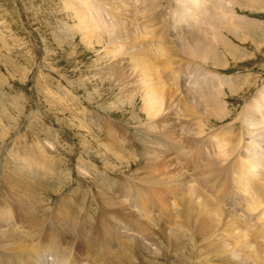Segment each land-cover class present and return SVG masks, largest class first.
Listing matches in <instances>:
<instances>
[{
	"label": "rangeland",
	"instance_id": "1",
	"mask_svg": "<svg viewBox=\"0 0 264 264\" xmlns=\"http://www.w3.org/2000/svg\"><path fill=\"white\" fill-rule=\"evenodd\" d=\"M160 1L168 2L170 0ZM228 1L227 4L229 5L230 2ZM167 2H165L166 5L170 3ZM251 2L252 4L248 5L249 8L246 11L237 9L239 15L249 19L250 23L248 22L245 28L247 30H242L239 33L241 35L228 36L230 41L233 42L232 45L235 49L232 53L233 58L226 59L222 54L225 50L219 48L220 63L215 68L216 72L211 73L213 76L221 73V75L226 76L225 80H231L229 85L227 83L225 84L226 87L223 86V90H226L230 85L235 83L237 91L232 92L231 97L226 98L228 100L226 102V112L228 113L224 117H215L217 116L216 114H211L209 117L201 113L197 114L196 116H201L199 119L205 124L204 133L202 135L191 136L192 138H186L183 130H185L186 125L188 126V123L185 121V118L183 119L182 110H166L161 120L163 122L160 125L164 131L158 130L157 133L159 134L157 135L163 137L161 136L162 133L166 132L165 129H168L167 139L171 138L173 142L183 148L185 147L184 149L190 148L191 150L185 155H181V152L179 155L176 152L179 156L176 153H164L161 169L155 168L159 173H153L155 179L161 180V184H154L149 187L144 184L147 181L142 176L143 172H149V169H145L146 167L136 157L139 154L138 151L136 153L132 152L128 147L126 149L127 145H125V140L133 134L139 138L140 142L137 141L139 142L140 149L144 148L150 152H152L151 149L156 150L155 145L154 147L142 138L146 135L144 134L145 131L143 130L145 128L143 127L148 124V118L143 110L145 101L142 94L139 95V92L135 90L136 85L133 83L135 79L137 80L136 77L138 75L135 74V78L132 77L134 73L131 74L132 70L129 71V69H132L130 68L131 66L125 69V66L128 67L126 62L119 65L121 66L120 70L123 69L126 73H124V84L117 82L113 76L106 73V70L113 69V61H111L110 57L109 59L105 58L108 60L104 59L107 42L104 36H102L103 38L101 37L100 44L95 41L93 46H89L85 42L83 36H85L86 32L80 33L75 29V26L79 24V20L75 11L71 7H68L70 0H0V203L2 202L0 208H3V205H6L8 202L12 205H15L16 202L22 204L24 202L28 206L31 205L32 208L38 207V204L41 203L45 210V213L40 215L41 219L44 220V224L42 221L37 222L38 226H42L40 231L35 226V221L38 219H35L33 212L29 211L26 214L30 218L29 223L24 222L23 225L17 224L16 226L12 225L9 227V230L16 227L15 230L11 231V234L13 233L14 235L10 236L15 237L16 240H20L29 237L28 235L30 234H36L37 239H44L49 235L45 234L46 230L52 229L54 231L56 227H60L59 225H61V228L57 232L58 238L60 237V245L67 250L68 255L73 254L76 260L69 259L65 263H62L60 260L51 261L54 259L55 253H45L43 262H57L56 264L58 262L59 264H72V262L74 264H96V260L100 257L99 254H101V257L98 262L103 257L101 238L95 227L101 222L102 218H99L100 213H104V217H113V220L114 213H121L124 217L126 216L127 220L128 218L129 220L140 218L135 210H132L135 212L130 210L132 208L130 205L135 206L133 202L134 197H132L133 194L132 196L128 195L133 192L127 190L131 188L130 186L136 188L141 184L145 195L139 196V199L135 202L136 205L144 202L152 210L155 208L156 202L157 206H160V203L162 205L166 202L170 203L167 204V207L168 210L171 209L169 210L171 214L167 211L166 217H168V213L172 217H176V219L167 218L165 220L166 218H163L164 221L163 219H161L162 221L160 220L162 231L157 230L156 243H158V246L154 245L152 253L142 248L140 239L137 238L136 241L139 244L136 243L135 249L129 248L127 253L125 252V264H200L203 260L202 257H205L207 253L210 239L203 237L198 229H193L191 233V231H187L180 225L183 224L181 223L182 220L172 213L174 212L178 215L176 210H172L173 200L171 199L170 191L176 190L175 188L177 187L179 190L182 189L179 192L187 195L186 193L189 192L187 187H196L217 200V191H225L227 186H230V182L226 178H218L212 175V172L222 164V159L221 163H219V160L213 168H206L205 159H208V151L212 150L213 145L222 144L228 140L227 138L231 139L232 133L236 132L238 134L240 132L238 128H235L230 123H239L237 117L241 116V112L244 116L253 114L259 119L263 118L262 121L264 123V115L262 116L257 111H252L254 108V110H258L261 102H263V107L261 106V108L264 114V0H251ZM76 7L78 8L77 2H75ZM169 29L170 27L168 26ZM242 39H246L247 42ZM210 40L213 41L214 38ZM125 57L128 58V56ZM155 62L151 63L152 66L154 65L151 69L156 76L154 82L156 84L160 83L161 86L158 85L159 88H164L162 94L165 96L167 91L168 93L174 91L173 93L177 94L175 87H166V82L173 80V75L175 74L174 67L166 70L162 66L164 60L161 59ZM181 70L187 71L188 69L183 67ZM217 71L219 72L217 73ZM126 75H131V77H127ZM126 77L128 80L130 79V83L127 82ZM129 85L132 90L134 89L133 91L129 88ZM247 85L248 87H246ZM125 87L128 88L126 89ZM176 99H179V102L182 101L180 97H176ZM167 111L170 112L168 113ZM188 114L192 113L188 112ZM249 122L247 124L249 125L250 132L253 131L252 134L254 136L252 137L254 139H257L262 133L264 134V124H260L258 121L257 123ZM255 124L262 125L263 129L256 128ZM124 125H127L126 128ZM170 126H172L174 132L172 137H170L169 132ZM111 129L113 130L110 131ZM208 129H210L209 132H207ZM229 130L230 133H227ZM111 137L114 139H111ZM261 137L257 141L262 146L264 143L260 140ZM204 139L205 141L203 142ZM245 141L246 139L241 144L247 145L244 143ZM195 144L197 145L195 146ZM195 150H201V154L192 153ZM32 151L34 153L37 151V154L41 158L47 157V161L43 163L45 167L42 168V171L36 165L37 169H30L31 167L29 168L23 161L24 155L27 158ZM259 153L261 154V152ZM116 154H119V156ZM45 158L43 159L45 160ZM260 158L264 160V151L260 155ZM23 162L24 164H22ZM224 164L225 161H223V165L221 166H224ZM79 169L82 171H79ZM252 170L255 171L254 168ZM167 171L169 175H167ZM175 174L176 178L174 179ZM203 174H205L204 177ZM160 175L162 176L160 177ZM210 178L214 180L209 181ZM256 178L259 179V175ZM11 179L12 181L9 182ZM3 180H8V183L3 182ZM184 183L185 186H183ZM124 185L128 186L127 190L123 188ZM218 185H222L223 188L218 187ZM11 189L12 191H10ZM13 191L16 193L15 197ZM16 196H21L20 199L24 198V196L25 198L20 200ZM141 197L143 198L141 199ZM246 198H248V195ZM24 200H28L29 202H25ZM123 201L125 204H122ZM250 203L248 202V204ZM60 204L63 206L61 207ZM109 206L112 208H107ZM227 209L229 210L228 206ZM54 210H65L66 213L71 210L73 213L70 211V216L64 218L62 214ZM50 211H54L55 214ZM86 211L89 216L84 215ZM156 211L159 210L156 209ZM226 214L228 217L231 216L229 212H226ZM241 217H243L241 212L234 215V218L238 220ZM252 218H254V220L251 219L253 224H256L257 227L259 224L263 225L257 220V216ZM141 219H144V222L146 221V228L150 226V229L153 221L148 217H141ZM75 220H77L76 223ZM241 221L245 220L242 219ZM151 222L152 224H150ZM123 224L121 223L119 227L118 235L113 227L102 224L111 229L113 236L109 240V245L111 242L112 244L114 243V246L119 245L120 241L126 239L125 233L127 235L132 234L131 231L134 230V227L124 224L123 228ZM29 226L30 228H28ZM126 226H129V230ZM82 229L85 232H82ZM32 230H34L33 233ZM249 230H246L247 233ZM26 231H28V234ZM6 232L5 229L0 231V240L5 238L8 235L7 233H10ZM59 232L62 236L59 235ZM116 239L118 240L116 241ZM85 241L86 244L84 245ZM7 243L0 245L1 256L11 248L14 242L8 240ZM95 248L98 249L99 254ZM242 250H245V248H242ZM198 255L200 256L197 257ZM1 256L0 264H17L16 262L6 263L1 260ZM93 257H96L95 260ZM240 260L237 259L234 263L247 264V260L246 262ZM124 262L121 264H124Z\"/></svg>",
	"mask_w": 264,
	"mask_h": 264
},
{
	"label": "bare ground",
	"instance_id": "2",
	"mask_svg": "<svg viewBox=\"0 0 264 264\" xmlns=\"http://www.w3.org/2000/svg\"><path fill=\"white\" fill-rule=\"evenodd\" d=\"M227 1L228 0H170L168 1L170 3H168L167 1L161 2L160 0H74V1L70 0V5L68 7H71L73 11H75L77 19L79 20V24L75 26V29L80 33L83 31L86 32L85 36H83L84 37L83 39H85V42H87L89 46H93L95 41H97L100 44L101 42L100 39L102 40L103 38L102 36H104L107 42L106 48L104 47L105 48L104 59L105 58L109 59L110 57L111 61H113V69L110 68L109 70H106V69H103V70H106L107 72L106 71L105 72L108 73V75L113 76V78H115L114 80H116L117 82L123 83L126 73L123 71V69L120 70L121 66L119 65H122L124 64V62H126L128 64V67L125 66V69H128L129 66H131L130 68L132 69H129V71L132 70V72L130 73L131 74L134 73L132 77L135 78V74L138 75L136 77L137 80L135 79L133 83L136 85L135 90L139 92V95L142 94V97L145 101L143 110L146 113L147 118H148V121H147L148 124L143 127L145 128L143 131H145L144 134L146 135H144V137L142 138L146 140L148 143L152 144L153 146L155 145L156 150L154 151L153 149H151L152 152H150L144 148L140 149V145H139L140 141L138 140L139 138H137V136H134L133 134H131V136L127 140H125L126 144L124 143V141L123 143L127 145L126 149L129 148L132 152H135V153L138 151L139 157L138 156L136 157L140 159L143 166L146 167L145 169L147 170L149 169V172L144 171L142 174L143 178L147 181L144 184L149 187L153 186L154 184H161V180L155 179L153 173L158 172L157 170H155V168L159 170L161 169L162 167L161 165L163 161L162 156L164 153L167 154L168 152H170L171 154H174L178 152V154L180 155V152H181L182 153L181 155H185L189 150H191L190 148L184 149L185 147L183 148L177 143L173 142L171 138L167 139L168 129L164 128L166 132L162 133L161 136L163 137H160L159 135H157L159 134L157 133L158 130L164 131L160 125L163 122V121L161 122V120L163 119V116L165 115L166 110H170V111L171 110L174 111V109L182 110L181 112L184 116L183 119L185 118V121L188 123V126L186 125L185 130H183L185 132L186 138H192L191 136L202 135L204 133L205 124L202 122V120L200 121L199 118L201 116L200 117L196 116L197 114L199 115L201 113L207 117H209L211 114H216L217 116L215 117H224L226 113H228L226 112V106H227L226 102L228 101L226 98L231 97V93L234 91H237L234 85L235 83L230 85L226 90H223V86L226 87L225 84L227 83L229 85V82L231 83V80H225L226 76L221 75V73L219 74L218 73L219 71H217L218 73L217 76H213L211 73L216 72L215 68L218 67L220 63V59H219L220 53H218L220 51L219 48L225 50L224 52H222V54L226 57V59H229L230 57L233 58L232 53L233 51H235V49H234V46L232 45L233 42L230 41V38L228 36H232L235 34L237 35L242 30L244 31L247 30V29L245 30V28L249 22V19L247 17L239 15L238 10L246 11L249 8L248 5H251L252 2L251 0H230L228 1L230 2L228 5ZM75 2H77L78 8L77 7L75 8ZM165 2H167L168 5H166ZM128 3H131V4H128ZM168 26L170 27L169 30H168ZM211 38H214V40L211 41L210 40ZM242 40L246 41V39H242ZM125 56H128L129 59L126 58ZM108 59H105V60H108ZM161 59L164 60L162 66L166 70H168V68L174 67L175 74L173 75V80H168V82H166L167 83L166 87L168 86L175 87L177 94L173 93L174 91L172 93H168L167 91V93L165 92L166 95L164 96L162 94L163 93L162 90L164 88L163 89H161V87L159 88V86H161L160 83L156 84L154 82L155 81L154 78L156 76H155V73L151 69V67L154 66V65L152 66L153 64L152 62L153 61L155 62L157 60L159 61ZM183 67L187 68L188 70L187 71L181 70L183 69ZM103 70H100V71H103ZM102 74L104 75V73ZM156 74L158 73L156 72ZM126 76L128 77L129 75H126ZM129 77H131V75ZM129 80L127 78V82L130 83ZM131 83H132V80H131ZM204 83L207 85H205ZM246 87H248V85ZM129 88L131 89L130 85H129ZM176 97H180L182 101L179 102V99L177 100ZM259 104L257 103L258 106L261 105L263 107V102H261L260 105ZM261 106L258 110H254L255 109L254 108L252 111H257L258 114L260 113L263 116L264 114H263V109L261 108ZM188 112L192 114H188ZM241 113H240L241 115L240 117L236 116L237 121L239 123L237 122H235V124L230 123L231 125L235 126V128H238L240 132L238 134L236 132L232 133V138L229 135L231 139L227 138L228 140H226L222 144L218 143L217 145H213L212 150L210 152L208 151V159H205L206 168H213L215 164L218 163L219 160H220L219 163H221V159H222V164H220L219 166L221 168L218 167L215 171L212 172V175L218 178H226L228 182H230V186H227L225 191L224 190L217 191L218 192L217 200L210 197L209 194H207L205 191H201L199 188H196V187H191V188L187 187L189 190V192L186 193L187 195L179 192L180 190L182 191V189L179 190L177 187L175 188L176 190L173 189V191H170V196H172L171 199L173 200L172 210L174 211L176 210L178 215L174 212L172 213L176 215L178 218H180L182 220L181 223L183 224H180L176 220L175 221L179 223L180 225H182L187 231L189 230L192 233L193 229H198L200 234L203 237L210 239L209 245L207 247L208 249L207 253L205 257L201 256L203 260L202 261L200 260L201 261L200 264H235L234 261L237 259L244 260L245 262L247 260L246 262L247 264H264V197H263L264 196V160L263 158H260V155L263 154V151H264V147H263L264 144L261 146L259 141H257V139L262 136L260 140L264 143V134L262 133L261 135L258 136L257 139H254V137H252L254 136V134H252L253 131L250 132L249 130L250 128L247 122L252 121V122L257 123L258 121L260 124H264V123L262 121L263 118L259 119L256 115H253V114L244 116ZM249 124L251 123L249 122ZM260 124H255L256 128L258 129L262 128V125ZM122 128L124 129V127ZM112 130L113 129H111L110 131ZM209 130L210 129H208L207 132H209ZM230 130L227 133H230ZM169 132H170V137H172L174 134L172 126L169 127ZM112 138L113 137H111V139ZM245 139L246 141L244 143L247 145L241 144ZM204 141L205 139L203 140V142ZM196 145L197 144H195V146ZM36 149H38V147ZM201 150L199 151L195 150V151H192V153L201 154ZM33 151L32 153H30V156L28 155L29 157L27 158L24 155L23 161L29 168L31 167L30 169L36 168L38 166L42 171V168L45 167L43 163L47 161L46 160L47 157L46 158L43 157L45 158L44 160L43 158H41V156L37 154V151L35 153ZM259 152H261V154ZM112 155H115V154H112ZM117 156H119V154ZM194 157L196 156L194 155ZM223 161H225V164L224 166H221L223 165ZM24 162L22 164H24ZM252 168H254L255 171H253ZM80 170L81 169H79V171ZM167 175H169V172ZM204 175L205 174H203V177ZM257 175H259V179L256 178ZM161 176L162 175H160V177ZM175 178H176V174L174 175V179ZM212 180L214 179L212 178L209 179V181H212ZM4 181L5 180H3V182ZM10 181H12V179L9 180V182ZM127 185L123 186L125 190H127V187H128ZM183 186H185V183L183 184ZM130 187L131 188H129L127 191H131L133 193H130L128 195L132 196L133 194L132 197H134L133 202L135 204V206L130 205L132 206L130 210L131 211L135 210L140 218H136L132 220H129L128 218L127 220L125 218L126 216L124 217L121 213L119 214L114 213L113 214L114 220H115L114 221L112 219L113 217L112 218L104 217L105 214L103 212H102L103 214L100 213L99 218L100 219L102 218L101 222L95 227L97 228L99 236L101 238L100 242H101L103 257L101 258L102 260L98 262V260L101 257V254H99L98 249L95 248L97 249L98 254L100 256L99 259L97 257L98 260H96L97 261L96 264H121L123 263L125 261V258H124L125 252L127 253V250L129 248H134V246H136L137 238L140 239V243L143 246L141 247L149 250L150 253H152L154 245L158 246V243H156L157 236H158L157 230L162 231L160 227L161 226L160 220L163 218H166L165 220H167V218L176 219V217H172L170 215L171 213L169 210L171 209L168 210L167 204H170V203L166 202V203H163L162 205V203H160L157 200L161 205L157 206L156 204L157 202H156L155 208L153 209L151 208L152 210H150L148 206L145 205L144 202H141L140 204L138 203L136 205L135 202L136 200L139 199V196L145 195L143 193L144 189H142L143 186L141 187V184L138 185L136 188H132V186ZM218 187H222V185L221 186L218 185ZM10 191H12V189ZM15 194L16 193L14 192V197H15ZM247 195H248V198H246ZM21 196H16V197H19L17 199H20ZM143 197H141V199ZM24 198H21V199L23 200ZM119 200L121 201V199ZM27 201L28 200H26L25 202ZM248 202H251V203L248 204ZM123 203L124 201L122 202V204ZM0 204H2V202ZM3 206H4L3 208H0V228L1 230L5 229L7 232H10V233L6 232L8 235L5 238L0 240V245L7 243L8 240L14 243L12 244L11 248L8 251H6V253L3 256H1L2 254L0 255L2 261L6 263L16 262L17 264H56L57 263V262H43V257L45 253H55L54 254L55 257L51 261L60 260L62 263H65L66 261H69V259H72L73 261L76 260V257H74L73 254L68 255L67 250L62 248V246L60 245V242H59L60 237L58 238V234H57L58 229L61 228V225L59 224L57 225H59L60 227H56L54 231H52V229L46 230L45 234H49V235H47V238H44V239L43 238L37 239L36 234L35 235L30 234L31 236L30 235H28L29 237L25 236L27 238L20 239V240H16L15 237L10 236V235H14L13 233L11 234V231L15 230L16 227H13L10 230L8 228L11 227L12 225L14 226H16L17 224L23 225L24 222H28L30 218L27 217L26 214L29 211L33 212L35 219H38L35 221V226L37 227V229L39 231L42 229V226L37 225L38 221H42V223L44 224V220L41 219L40 215L44 214L45 210L41 203L38 204V207L36 206L37 209H35L36 207L32 208L31 205L30 206L26 205L24 202L23 204L20 202L19 203L16 202L15 205H12L8 202L6 205H3ZM62 206L63 205H61V207ZM151 206L153 207V205ZM227 206L230 211L227 209ZM110 207L111 206L107 208L110 209ZM156 209H158L159 211H156ZM54 211H50V212L54 213ZM70 211L66 213L65 210H58V211L56 210L55 212L62 214L65 218V217L70 216L71 213H73L72 211L70 213ZM135 211H132V212H135ZM167 211L170 213V214L167 213L168 217H166ZM226 212H229L231 214L230 217L232 218L228 217ZM239 212H241L243 215V217H241L240 220L234 218V215ZM124 214L128 215L126 213ZM84 215L89 216L87 211L86 213H84ZM254 216H257L258 217L257 220L261 224H263V225L259 224L258 226L259 228L256 226V224H253V221L251 220V219L254 220V218H252ZM141 217H148L153 221V224L152 222L150 223L152 224L150 229H149L150 226L146 228L147 226L145 225L146 221L144 222L143 221L144 219L142 220ZM242 219H244L245 221H241ZM76 221L77 220H75V223ZM121 223H124L125 225H132L134 227V230L131 231L132 234L128 233L129 235H127V233H125L126 239L120 241L119 245H116L115 241L114 242L116 246H114L113 245L114 243L112 244V242L109 245V240L113 235H112L111 229L108 226L113 227L117 234ZM102 224H105L108 226H103ZM124 224H123V228H124ZM30 226L28 228H30ZM126 227L128 229L129 226H126ZM244 229L246 230L250 229L249 230L250 232L248 231L247 233V231L246 230L244 231ZM34 230H32V233ZM83 230L84 229H82V232H85ZM26 232L28 234V231ZM59 235L62 236L60 232H59ZM117 240L118 239H116V241ZM85 244H86V241L84 245ZM89 244L91 245V243ZM137 246L139 247V245ZM238 246H239V249H238ZM242 248H245V250H242ZM134 249L132 250L134 251ZM199 251L198 253H200ZM199 256L200 255H198L197 257ZM72 264L74 263L72 262Z\"/></svg>",
	"mask_w": 264,
	"mask_h": 264
}]
</instances>
